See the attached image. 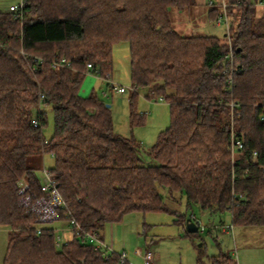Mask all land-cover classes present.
Wrapping results in <instances>:
<instances>
[{
    "label": "trees",
    "instance_id": "1",
    "mask_svg": "<svg viewBox=\"0 0 264 264\" xmlns=\"http://www.w3.org/2000/svg\"><path fill=\"white\" fill-rule=\"evenodd\" d=\"M24 1L18 14L0 12V228L9 229L0 264H129L115 251L106 258L86 234L104 242L107 223L168 211L159 187L183 194L188 206L229 212L231 227L264 226V8L255 0H226L232 21L220 38L175 28L172 11L194 0ZM218 5L207 14L215 23ZM120 42L130 47L133 87L153 91L170 109L169 126L148 159L140 142L115 132L111 109L96 93H80L87 64L102 78L111 75ZM21 51L45 61H30L32 72ZM62 60L63 67L53 64ZM40 93L54 111L49 140L47 114L37 110ZM137 99L132 93L133 126L147 114H137ZM48 155L66 203L60 222L68 223L69 211L82 229L61 248L53 227L37 233L36 215L20 194L24 179L32 202L43 196V166L37 171L28 162ZM188 219L200 222L181 221ZM198 234L186 230L188 237ZM199 251L197 264H204ZM211 264L236 263L221 252Z\"/></svg>",
    "mask_w": 264,
    "mask_h": 264
},
{
    "label": "rangeland",
    "instance_id": "2",
    "mask_svg": "<svg viewBox=\"0 0 264 264\" xmlns=\"http://www.w3.org/2000/svg\"><path fill=\"white\" fill-rule=\"evenodd\" d=\"M210 0H194V5L183 11H172L175 28L184 35H216L220 38L227 34L224 25L210 21L207 14ZM21 0H0V12L9 11L11 5H18ZM260 8V7H259ZM262 9V8H261ZM113 71L110 80L117 86L125 87L127 92H112L107 82L99 75H87L80 93L89 97L96 93L110 106L114 130L118 135L135 138L142 144L144 157L158 139L159 134L170 123V109L166 101L149 95L147 90H138L136 112L143 116L147 113L143 125L133 126L130 118L132 79L130 72V47L127 42H120L113 48ZM108 93V96L104 95ZM48 124L44 135L49 140L54 133V111L51 106H43ZM29 165L37 171L43 166L50 169L54 158L48 155L42 159H32ZM41 170V169H40ZM38 172L40 180L43 174ZM164 205L168 211L133 213L126 215L121 222L107 223L103 229L106 242L117 243L114 251L126 254L131 264H144L137 254L150 250L156 264H197L199 250L204 252L203 263L211 264V258L221 252L229 254L236 264H264V226H232L229 212H206L197 205L188 206L183 194H172L168 189L159 187ZM196 217L201 229L196 237L186 236L185 223L182 217ZM231 228V229H229ZM204 229V230H202ZM8 231L0 229V262H3L8 243Z\"/></svg>",
    "mask_w": 264,
    "mask_h": 264
},
{
    "label": "built area",
    "instance_id": "3",
    "mask_svg": "<svg viewBox=\"0 0 264 264\" xmlns=\"http://www.w3.org/2000/svg\"><path fill=\"white\" fill-rule=\"evenodd\" d=\"M216 3H218V7L221 11V14L218 16L216 20V24L224 25L226 30V35H229L230 32V25L232 18L230 17L228 13V4L226 3V0H210L209 6L213 7ZM255 3L257 7L264 8V0H255ZM25 6V1L21 0V3L18 5H12L9 8V11L18 14L21 12V10ZM21 56L27 60L28 67L32 72L36 71V65H33L30 61H34L35 63H44L45 59L38 56H32L30 54H27L24 51H21ZM230 58H232V53L230 54ZM32 59V60H31ZM65 60H62L60 62H54L53 64L55 66L63 67L66 64ZM92 64H87L88 72L87 75H92L94 73L91 72ZM97 75V74H95ZM105 80L108 84V86L111 88L112 92H116L119 94H125L127 92L125 87L117 86L110 80V74L107 75L105 78H102ZM132 93H138L137 88L133 87L131 88ZM105 96H108L107 92H104ZM151 95L154 96V92H151ZM46 97L44 94L40 93L38 97V112L42 111L43 105L45 103ZM159 100L164 101L163 98H160ZM233 106V105H232ZM32 125L35 128L40 127V123L38 119L34 118L32 119ZM236 145L238 147H242V144L240 142H236ZM40 172L43 174V179L41 182V192L43 193V196L41 198L36 199L34 202H32L31 196L27 195V190L29 188V185L27 182L22 179L20 182V194L23 195V202L25 205L29 206L31 211L36 215V222L39 224L37 227V233L41 234L43 231L44 226L53 227L54 232L56 233V246L58 248H61L62 246L66 245L68 242V239L76 233L77 235L82 233V229L80 226L76 223V221L71 217V213L69 211H66L64 214V217L68 218V223L63 224L60 222V211H63L66 209V203L60 193V190L58 188V183L54 176L51 174L50 169L43 167L41 168ZM198 227L201 228V224L199 222ZM204 230V229H202ZM87 239L90 240L91 243H95L99 248L104 250V256L107 258L111 252H114V249H112L110 246L105 244L103 241H100L98 239V233L92 232L86 234ZM137 254L140 255L143 258L144 264H156L154 254L150 250L142 251L140 249L137 250ZM127 262L126 258H122L121 263ZM131 264L130 262H128Z\"/></svg>",
    "mask_w": 264,
    "mask_h": 264
},
{
    "label": "water",
    "instance_id": "4",
    "mask_svg": "<svg viewBox=\"0 0 264 264\" xmlns=\"http://www.w3.org/2000/svg\"><path fill=\"white\" fill-rule=\"evenodd\" d=\"M110 107L109 105H107ZM186 230L190 234H195L199 232V227L195 222H192L190 219L186 220Z\"/></svg>",
    "mask_w": 264,
    "mask_h": 264
},
{
    "label": "crops",
    "instance_id": "5",
    "mask_svg": "<svg viewBox=\"0 0 264 264\" xmlns=\"http://www.w3.org/2000/svg\"><path fill=\"white\" fill-rule=\"evenodd\" d=\"M12 6V5H11ZM10 8V7H9ZM146 115V117H147V115L148 114H145ZM196 218V217H195ZM197 219V218H196ZM0 229H3V230H7L8 232H9V229H6V228H0ZM101 233H102V235H103V239H104V242H105V244H107V242H106V238H105V233L103 232V231H101ZM108 245V244H107ZM115 245H117V243L116 242H114V240H112L111 241V243H110V245H108V246H110L112 249H114L115 248ZM125 254V253H124ZM127 257V256H126Z\"/></svg>",
    "mask_w": 264,
    "mask_h": 264
}]
</instances>
